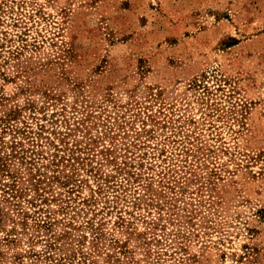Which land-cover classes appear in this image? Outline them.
<instances>
[{
    "label": "rangeland",
    "instance_id": "374dc122",
    "mask_svg": "<svg viewBox=\"0 0 264 264\" xmlns=\"http://www.w3.org/2000/svg\"><path fill=\"white\" fill-rule=\"evenodd\" d=\"M0 264H264V0H0Z\"/></svg>",
    "mask_w": 264,
    "mask_h": 264
}]
</instances>
